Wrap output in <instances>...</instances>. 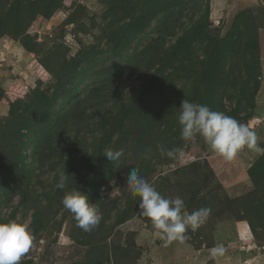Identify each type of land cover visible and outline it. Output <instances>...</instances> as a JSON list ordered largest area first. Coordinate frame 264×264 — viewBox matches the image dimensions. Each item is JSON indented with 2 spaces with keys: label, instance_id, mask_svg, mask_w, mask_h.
I'll return each instance as SVG.
<instances>
[{
  "label": "trees",
  "instance_id": "1",
  "mask_svg": "<svg viewBox=\"0 0 264 264\" xmlns=\"http://www.w3.org/2000/svg\"><path fill=\"white\" fill-rule=\"evenodd\" d=\"M98 1L102 10L93 41L81 42L68 56L58 42L46 47L38 41L31 27L65 10L69 13L63 28L73 25L88 32L84 5L75 0H0V40L17 42L42 66L35 86L19 96L0 84V101L8 105L0 119V222L18 220L19 214L24 222L30 216L33 238L54 242L52 235L70 220V237L85 247V259L71 264H137L143 254L136 246L137 232H127L122 246L120 226L138 217L147 229L156 230L141 215L139 197L127 192L121 173L138 168L164 197L184 199L188 213L206 208V193L214 191L207 188L215 181L208 158L177 164L164 175L160 171L157 176V170L178 163L185 145L178 123L182 99L242 124L251 118L261 84L258 32L255 13L248 9L239 12L227 35L221 36L218 28L211 29L209 0ZM147 33L151 41L140 48L137 42ZM132 80L141 82L127 92ZM120 140L122 144H116ZM158 145L179 152L168 157ZM109 148L122 152L118 160L104 155ZM61 173L67 176L65 189L55 187ZM248 175L253 189L232 202L236 220L248 223L257 236L264 230V152ZM115 178L125 185L122 207L120 198L108 200L101 194ZM173 187L178 195L172 194ZM72 190L84 192L102 217L92 231L78 227L62 204L65 192ZM4 208H11L6 218ZM208 220L184 233L195 250L216 246Z\"/></svg>",
  "mask_w": 264,
  "mask_h": 264
},
{
  "label": "rangeland",
  "instance_id": "2",
  "mask_svg": "<svg viewBox=\"0 0 264 264\" xmlns=\"http://www.w3.org/2000/svg\"><path fill=\"white\" fill-rule=\"evenodd\" d=\"M75 1L87 8L89 16L84 18L86 24L84 26L88 32L77 31L73 25L63 28V23L69 13L65 10L58 11L50 19L39 20L31 27V33L38 36V41L44 42L46 47L52 46L54 41L58 42V44L64 46V51H68V56L77 52L81 47V42L88 44L93 41V32L97 31V28L93 29V26L96 22L100 23L99 15L102 10V5L98 0ZM209 9L211 29L218 28L221 36L227 35L235 16L239 12L252 9L255 13V18L253 19H255V27L258 32V56L261 67L259 79L261 84L255 97L252 116L243 124L256 134L257 147L261 151L245 147L233 160L228 161L213 152L201 137H197L196 143L192 141L184 142L185 145L179 154L178 163L159 166L156 175L158 176L160 171H162L163 175L166 174L176 168L177 164L208 158L210 166L214 170L215 181H212L207 189H214V191L211 194L206 193L207 201L203 202V204L211 210L207 224H210L209 230L214 233L215 247L221 248L223 251L214 257L211 254L212 248H202L200 249L202 252L199 250L198 252L203 255L204 251L205 255L203 256L205 258L197 259V255L194 254L197 250H194V247L186 241L185 236L183 242L173 241L167 243L166 239L158 236L156 232L147 230L146 224L138 217H134L120 226L122 235L118 238V241L121 245L123 244L122 246H125V234L131 230L136 231V246L142 249L141 252L143 254H154L151 257L152 259L159 258L158 264H264V230H258L257 237L250 230L248 223H239L235 215L237 208L234 207L232 202L234 198H238L253 189L254 184L248 175V169L264 152V0H209ZM199 14L197 12L195 18ZM189 22V19L185 17V23ZM151 37L149 33L143 34L137 42L140 44V48L149 44ZM38 61L34 54L24 52L17 42L10 38L1 39V86L7 92L13 93V96H19L22 94V90L34 87L42 70V66ZM43 76L44 80H48L49 75L47 73H44ZM135 81L129 83L126 89L127 92L141 82V80ZM15 84L17 85L13 87ZM7 113L8 105L0 101V119L6 116ZM120 143L121 140L116 144ZM126 176L127 173H121L124 181ZM44 178H46V175ZM117 180L115 178L108 185L103 186L101 194L108 200L120 198V206L122 207L125 203V196L122 191L125 185L123 180L121 182H117ZM114 183H121V185L115 186ZM173 189L172 194L176 195L177 187H173ZM17 202L18 197L15 198L14 205ZM10 212L11 208H4L2 217H8ZM17 219L18 222L21 221L20 214ZM30 222L31 218L29 216L23 223H26L29 228ZM71 225L72 222L70 220L65 221L62 231L59 234L55 233L52 235V237L55 236L57 238L54 242H51L48 237H42L38 240L33 239L29 252L21 260H32L33 264H71L76 260L83 261L85 259V247L79 246L70 237ZM159 239H163V241L160 245H156ZM49 243L50 245H48ZM187 245L192 249L191 252L188 250ZM201 247L204 246L202 245ZM192 251L195 252L193 253ZM187 252L188 258L185 260ZM144 256L137 264H151L150 261L147 262L149 260L148 257L145 254Z\"/></svg>",
  "mask_w": 264,
  "mask_h": 264
},
{
  "label": "clouds",
  "instance_id": "3",
  "mask_svg": "<svg viewBox=\"0 0 264 264\" xmlns=\"http://www.w3.org/2000/svg\"><path fill=\"white\" fill-rule=\"evenodd\" d=\"M178 86V85H177ZM179 87V86H178ZM178 123L180 136L184 141H195L201 137L210 149L225 160H233L245 147L261 151L257 147L256 134L234 117L223 112L213 111L209 106L190 102L184 98L179 106ZM162 155L174 157L179 149H164L158 145ZM104 155L116 161L122 155L119 150L106 149ZM67 176L61 173L55 187L65 189ZM126 187L132 197H139L141 215L149 218L156 234L167 243L183 241L188 228L196 231L206 221L210 209L200 208L191 213L185 211L182 198H166L156 190L146 178L139 174L138 168H132L126 176ZM62 204L74 214L77 226L84 231L97 228L102 219L95 204L80 190L66 191ZM33 235L28 225L17 220L0 222V264H21L33 243ZM222 249L214 247L211 254L215 257Z\"/></svg>",
  "mask_w": 264,
  "mask_h": 264
},
{
  "label": "crops",
  "instance_id": "4",
  "mask_svg": "<svg viewBox=\"0 0 264 264\" xmlns=\"http://www.w3.org/2000/svg\"><path fill=\"white\" fill-rule=\"evenodd\" d=\"M148 230V229H147ZM183 242V241H182ZM156 245H157V243H156ZM188 246V250L191 252V248H190V246L189 245H187ZM153 249H154V247H153ZM206 249V248H205ZM195 250V249H194ZM204 250V249H203ZM199 251H201L202 252V250H200L199 249ZM193 253L195 252V251H192ZM201 252H198V250L196 251V253H194L195 255H197V259H199V258H205L203 255H205L204 254V251H203V255L201 254ZM147 257H148V261L147 262H151V264H158L157 262L159 261V258L157 259V258H155V259H152L151 257H153L154 256V254H152V253H149V254H151V255H148V254H146V253H144ZM144 254L142 255V257H141V259H143V256H144ZM200 254H201V256H200ZM144 258H145V256H144ZM188 258V252H187V254L185 255V260ZM207 258V257H206ZM140 259V260H141ZM140 260H139V262H140ZM199 261V260H198Z\"/></svg>",
  "mask_w": 264,
  "mask_h": 264
}]
</instances>
